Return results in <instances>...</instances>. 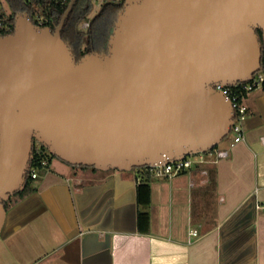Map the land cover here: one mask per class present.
<instances>
[{"label": "water", "instance_id": "95a60500", "mask_svg": "<svg viewBox=\"0 0 264 264\" xmlns=\"http://www.w3.org/2000/svg\"><path fill=\"white\" fill-rule=\"evenodd\" d=\"M76 1L54 26L24 9L0 33V235L36 140L100 170L210 151L234 121L216 85L263 68L264 0H124L108 49L79 59L62 34Z\"/></svg>", "mask_w": 264, "mask_h": 264}, {"label": "crops", "instance_id": "0c3cea01", "mask_svg": "<svg viewBox=\"0 0 264 264\" xmlns=\"http://www.w3.org/2000/svg\"><path fill=\"white\" fill-rule=\"evenodd\" d=\"M243 101L244 139L219 148L225 157L203 152L188 170L152 174L148 204L141 172L83 180L51 160L7 208L0 264H264V90Z\"/></svg>", "mask_w": 264, "mask_h": 264}, {"label": "trees", "instance_id": "16d2710c", "mask_svg": "<svg viewBox=\"0 0 264 264\" xmlns=\"http://www.w3.org/2000/svg\"><path fill=\"white\" fill-rule=\"evenodd\" d=\"M70 0H9L11 11L6 9L0 10V33L5 34L13 31L15 24V15L17 12L24 9L28 10L36 23L42 25L54 26L60 21L61 16L66 10ZM124 1H107L103 4L100 11L89 20L87 28H82L81 23L83 20L89 17V13L93 9L92 0H77L64 24L62 34L63 37L70 41L75 46L78 59L84 54L97 51L101 47L107 45L110 33L112 31L114 22L117 17L118 11L123 7ZM38 16V17H37ZM42 21V22H40ZM8 24L10 27H5ZM260 35L262 30L258 29ZM262 72L264 73V47L262 55ZM233 92L237 93L239 98L242 99L247 91L243 89L242 84L230 85ZM52 156H56L51 153L48 148L41 142L36 140V144L33 148V157L31 159V168L45 167L48 164L46 160H50ZM84 167H90L91 169L99 172L102 177L110 172V170H100L94 166L82 165ZM132 171L136 172V176L140 180L137 184V197L140 204H148L150 202V178L152 176V170L150 165L134 167ZM100 178V179H101ZM33 179L30 171L27 175V182L23 189L16 191L9 199L5 200V206L8 208L15 201L27 196L33 191ZM138 222L145 223V229H148L149 225V212L139 210Z\"/></svg>", "mask_w": 264, "mask_h": 264}, {"label": "built area", "instance_id": "2783aa9c", "mask_svg": "<svg viewBox=\"0 0 264 264\" xmlns=\"http://www.w3.org/2000/svg\"><path fill=\"white\" fill-rule=\"evenodd\" d=\"M0 24H1V18H0ZM87 25H89V21H86L84 24V26ZM5 27H10V26L6 24ZM238 84H242L243 89H245V91L247 92H250L253 89L264 85V73L262 71H258L249 80L244 82H238L235 85ZM216 87L222 89L223 92L232 100V104L234 107V121L229 133L231 132L234 133V138L232 143L240 141L244 139V131H245L244 125H245V121L249 116L248 106L244 103L243 98L240 99L238 94L232 91L230 85L217 84ZM228 153H229L228 149H224V148L218 149L216 151L217 156H221V157L227 156ZM203 160L204 159L202 153H198V154L190 153L185 155L183 158L171 160L161 165L151 166V170H152V174L158 176H173L177 173L190 169L191 167H193V165H195L198 162H202ZM29 171L32 177L37 176V168L30 167ZM193 233L197 234V230H194Z\"/></svg>", "mask_w": 264, "mask_h": 264}, {"label": "rangeland", "instance_id": "374dc122", "mask_svg": "<svg viewBox=\"0 0 264 264\" xmlns=\"http://www.w3.org/2000/svg\"><path fill=\"white\" fill-rule=\"evenodd\" d=\"M107 1H121V0H92V3H93V9L91 10V12L88 14L89 15V17L87 18V19H85V20H83V22L81 23V27L83 28H87L88 27V25L87 26H84V24H85V22L86 21H89L90 20V18H92L94 15H96L99 11H100V9L102 8V6H103V4L105 3V2H107ZM6 9V10H8V11H11V8H10V3H9V0H0V10L1 9ZM38 17V16H37ZM257 90H260V91H262V90H264V85L263 86H260V87H258L257 88ZM246 102V101H245ZM246 122V121H245ZM233 138H234V133L233 132H231V133H229L228 135H226L217 145H215L210 151H206V152H204V154L205 155H207V156H210L211 154H210V152H212L213 154L214 153H216V151L219 149V148H221V147H223V146H225V145H229L230 144V142L233 140ZM198 154V153H197ZM212 154V155H213ZM54 159H56V160H59V161H61V162H63V160L61 159V158H59V157H55ZM74 166V165H73ZM37 170L39 171V172H41L40 170H41V167H37ZM115 169H111L110 171H114ZM35 179V178H34ZM34 179H33V181H34Z\"/></svg>", "mask_w": 264, "mask_h": 264}, {"label": "flooded vegetation", "instance_id": "af4514ba", "mask_svg": "<svg viewBox=\"0 0 264 264\" xmlns=\"http://www.w3.org/2000/svg\"><path fill=\"white\" fill-rule=\"evenodd\" d=\"M121 1H124V0H121ZM68 42L73 47L74 53L76 55V58H78V53H77V50H76L75 46L72 45V43L70 41H68ZM107 49H108V43H107V45H105V47H101L97 51H105ZM262 67H263V65H262ZM35 144H36V141H35ZM55 157H58V156H52L49 161L46 160V159L44 161H45V163L49 164V162L51 160H53ZM63 162L68 165V167L70 169V173H71V175H72L73 178L80 177V178H83V180H87V179H98V178H101L102 177V175L99 172L91 169L90 167H84V166L78 165V164H71V163H68V162H66L64 160H63Z\"/></svg>", "mask_w": 264, "mask_h": 264}]
</instances>
